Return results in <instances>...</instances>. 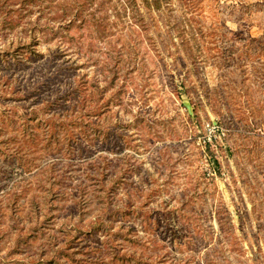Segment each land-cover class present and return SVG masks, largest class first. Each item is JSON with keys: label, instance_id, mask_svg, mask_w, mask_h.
<instances>
[{"label": "rangeland", "instance_id": "374dc122", "mask_svg": "<svg viewBox=\"0 0 264 264\" xmlns=\"http://www.w3.org/2000/svg\"><path fill=\"white\" fill-rule=\"evenodd\" d=\"M99 1L0 66V263L71 229L66 264H264V0ZM75 86L107 101L88 132Z\"/></svg>", "mask_w": 264, "mask_h": 264}, {"label": "trees", "instance_id": "16d2710c", "mask_svg": "<svg viewBox=\"0 0 264 264\" xmlns=\"http://www.w3.org/2000/svg\"><path fill=\"white\" fill-rule=\"evenodd\" d=\"M123 5V11L126 12L129 8L130 12L138 13L137 7L138 0H120ZM146 5L153 7L159 6L158 0H139ZM150 2V3H149ZM102 1L99 0H0V66L4 65L8 68H13V66L18 65L19 53H25L26 51L30 54L38 55L35 53L33 46L38 44V40L42 39L44 42H51L55 39H63L69 36V33L73 30L79 29H91L92 19L90 17L95 15V12L101 6ZM95 6L93 10L89 13V7ZM135 8V9H134ZM100 26V24L98 25ZM102 30L101 26L99 27ZM12 48V49H11ZM112 80H109L108 87L112 84ZM94 88L95 84L90 85ZM85 87L77 88L72 87L67 91V95H72L79 103L80 110L82 111L78 116L64 121L63 126L66 130H70L67 126H73L79 128L83 132H88L89 128L94 129L95 124L92 117H97L106 108L107 101L103 102L102 96L99 97L102 100L100 107L96 106L98 101L92 98L85 99V95H81L82 90ZM103 92V88L101 93ZM118 92V91H117ZM90 94H92L90 92ZM114 96H118L115 95ZM10 98V97H5ZM17 98V97H16ZM19 98V97H18ZM73 107L75 104H71ZM75 108V107H74ZM72 108V109H74ZM102 109L101 111H99ZM22 117L23 115H19ZM37 115H32L31 119H35ZM12 122V126L16 127L17 122L14 117H9ZM22 117L20 122L21 126L26 127L28 124ZM107 195L102 197L101 202L108 205L106 200ZM108 207V206H107ZM106 207V208H107ZM111 213H118L115 209L108 211ZM101 226L98 225L94 227L90 225V229L84 231L83 229H78L79 233H88L93 229H100ZM75 230V229H74ZM66 232V239H64V244H59L55 241H49L48 245L50 252L46 257L39 259L36 263L26 262L23 259H4L0 264H66L63 258L66 256H72V251H68L70 243L75 237V233L71 229L64 230ZM31 235L30 232H24L22 227L18 228L16 237L14 240V247L12 250H18L19 246L25 243L27 238ZM42 257V256H41ZM63 258V259H62ZM126 258V257H124Z\"/></svg>", "mask_w": 264, "mask_h": 264}, {"label": "water", "instance_id": "95a60500", "mask_svg": "<svg viewBox=\"0 0 264 264\" xmlns=\"http://www.w3.org/2000/svg\"><path fill=\"white\" fill-rule=\"evenodd\" d=\"M183 104L186 106V108H187L189 114L192 115V107L190 106V103L188 102L187 99H184V100H183Z\"/></svg>", "mask_w": 264, "mask_h": 264}, {"label": "built area", "instance_id": "2783aa9c", "mask_svg": "<svg viewBox=\"0 0 264 264\" xmlns=\"http://www.w3.org/2000/svg\"><path fill=\"white\" fill-rule=\"evenodd\" d=\"M210 130H213V127H210Z\"/></svg>", "mask_w": 264, "mask_h": 264}]
</instances>
